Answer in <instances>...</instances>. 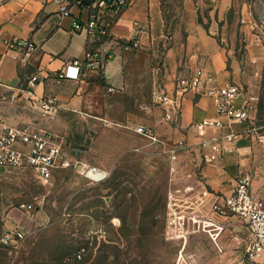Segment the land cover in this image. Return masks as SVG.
Listing matches in <instances>:
<instances>
[{"label": "rangeland", "instance_id": "obj_1", "mask_svg": "<svg viewBox=\"0 0 264 264\" xmlns=\"http://www.w3.org/2000/svg\"><path fill=\"white\" fill-rule=\"evenodd\" d=\"M183 2L159 0L164 21H157L150 32V49H127L124 54L127 67L144 69L139 72L144 84L151 74L148 69H157L156 79L161 80L167 48L175 35L181 40L185 36L181 28ZM194 4L203 6L199 19L207 29L212 21L219 25L214 35L227 54V69L234 73L230 81L246 92V87L260 86L254 98L248 97L257 105L255 121L259 124L260 118L264 122V109L259 108L263 98L264 0H194ZM139 92L137 107L135 98L126 94L113 99L135 111L145 125L151 114L147 106L160 113V121H172L165 118L164 108L153 102V90L149 92L145 85ZM19 93L0 86V114L14 123L42 122L36 105ZM110 116L122 122L115 114ZM89 118L81 117L82 122L71 119L75 139L69 140L68 134L59 136L67 146L89 150L85 159L99 166L96 149H89L99 130L90 129ZM136 144L140 148L135 151L137 156L127 157L123 168L115 165L101 183H91L70 170L58 171L48 182L27 169L0 171V238L8 230L23 234L15 245L0 241V264H245L248 230L221 219L195 190L199 174L184 160L180 162V155L171 158L174 142L159 137L150 142L142 137ZM171 192H177L183 204L177 224L169 209ZM254 264H264V259Z\"/></svg>", "mask_w": 264, "mask_h": 264}, {"label": "crops", "instance_id": "obj_2", "mask_svg": "<svg viewBox=\"0 0 264 264\" xmlns=\"http://www.w3.org/2000/svg\"><path fill=\"white\" fill-rule=\"evenodd\" d=\"M183 4L181 28L185 36L181 40L179 34L175 35L174 43L167 48V65L161 69V80L156 79L157 69H148L151 74L147 75V84H144V75L139 76L144 69L126 66L124 54L127 49L124 44L136 38L142 44L140 48L150 49L153 43L150 32L157 21H164L163 6H160L159 0H129L122 13L111 19L108 35L98 38L74 27L76 22L87 20V6L71 3L70 14L64 15L54 0H6L0 4V86L19 91L20 95L24 93L36 107L39 99L56 97L59 105L57 112L54 116H44L40 112L42 122L35 126L58 136L68 134L69 140L76 138L71 119L82 122L81 117L88 115L90 129L99 130V137L89 148L96 149L99 167L108 171L115 165L123 168L127 157L137 156L136 152L140 150L137 141L142 137L144 140L149 138L134 129L137 124H143L138 121L139 115L125 108L124 103L113 99V96L126 94L134 97L137 107L142 87L146 85L149 92L161 88L171 93L175 90L176 77H188L197 66L205 67L219 84L234 79V73L227 69L225 49L214 35L219 25L212 21L210 29H207L199 19V9L203 6H195L194 0H184ZM12 38L32 43L33 49L25 46L9 48L7 40ZM94 51L109 56L102 70L82 69L78 79L57 78V74L73 60H81L88 52ZM33 75H37L38 80L30 88L28 81ZM246 88L252 98L260 90V86ZM147 107L151 114L145 120L157 138L172 141L174 146H178L179 142L187 144L186 148L179 150L180 162L184 160L194 173L199 174L193 185L205 196L209 206H213L218 197L231 194L241 173L252 175V193L264 200V138L259 139V133L251 130L252 122L234 124L233 129L242 132L234 143V150L219 161L205 162V144L201 142L202 136L196 124L204 119L228 121L226 117H218L209 96L193 90L187 92L181 112L175 113L170 122L164 117V121H160V113L152 109L153 106ZM114 114L122 122L111 119L110 115ZM254 124L261 125L257 121ZM205 133L209 138L218 132L206 128ZM72 148L77 156L86 160L89 150ZM96 158L90 156L89 159ZM69 170L74 171L59 169L55 173ZM219 217L230 221L232 226L248 230L235 218Z\"/></svg>", "mask_w": 264, "mask_h": 264}, {"label": "built area", "instance_id": "obj_3", "mask_svg": "<svg viewBox=\"0 0 264 264\" xmlns=\"http://www.w3.org/2000/svg\"><path fill=\"white\" fill-rule=\"evenodd\" d=\"M64 15L70 14L69 5L82 4V0H54ZM6 0H0V4ZM129 0H91L88 7V18L84 22L78 21L74 27L85 30L91 37L108 35L111 19L118 16L127 7ZM9 48L28 47L33 44L28 41H19L16 38L8 39ZM138 39L127 41L125 49L141 47ZM109 56L100 52H88L79 60H73L57 74V78L78 79L82 69L100 71L105 66ZM38 80L33 75L28 86L34 87ZM210 97L219 118L204 119L196 124L202 143L205 144L203 159L205 162L219 161L222 156L234 150V143L242 132L233 129L236 123L252 122L251 130L259 133V139L264 138V124L255 125L257 105L248 97L245 88L235 82L226 81L219 84L216 78L205 67L197 66L188 77H176L175 90L168 92L158 90L153 93V102L160 104L165 111V118L172 120L175 113H180L183 107L184 95L189 91ZM242 100V103L239 102ZM37 108L44 116H54L59 109L56 97H46L38 100ZM211 128L218 133L207 138L205 129ZM138 134L147 136L150 142H157L154 130L145 124L134 127ZM187 144L179 142L178 146L170 149L171 158L176 160L179 150ZM0 168L5 170H31L42 181L48 182L59 169H73L87 178L91 183L104 182L109 177V171L93 165L76 155L71 146H67L60 136L39 129L30 123H14L8 117L0 114ZM173 170H176L175 166ZM253 177L250 173L238 175L233 191L229 195L218 197L213 205L214 211L225 217H232L245 225L250 233L249 244L246 249V259L252 263L264 259V200L253 195L251 184ZM182 200L177 192L169 194V209L173 223L182 216ZM23 237L20 231H6L0 241L5 245H15ZM81 258V253L77 255Z\"/></svg>", "mask_w": 264, "mask_h": 264}, {"label": "trees", "instance_id": "obj_4", "mask_svg": "<svg viewBox=\"0 0 264 264\" xmlns=\"http://www.w3.org/2000/svg\"><path fill=\"white\" fill-rule=\"evenodd\" d=\"M91 0H82V6H88L90 4ZM262 94H263V98L261 100V102L259 103V108L260 109H264V76H263V81H262ZM258 122L259 124H264V122H262L260 120V118H258Z\"/></svg>", "mask_w": 264, "mask_h": 264}, {"label": "water", "instance_id": "obj_5", "mask_svg": "<svg viewBox=\"0 0 264 264\" xmlns=\"http://www.w3.org/2000/svg\"><path fill=\"white\" fill-rule=\"evenodd\" d=\"M0 171H1V172H4V171H6V170H5V168H0ZM245 264H252V262L247 261Z\"/></svg>", "mask_w": 264, "mask_h": 264}]
</instances>
